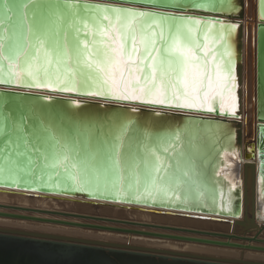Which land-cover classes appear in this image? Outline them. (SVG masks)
I'll list each match as a JSON object with an SVG mask.
<instances>
[{
    "label": "water",
    "instance_id": "95a60500",
    "mask_svg": "<svg viewBox=\"0 0 264 264\" xmlns=\"http://www.w3.org/2000/svg\"><path fill=\"white\" fill-rule=\"evenodd\" d=\"M3 2L0 0V20L4 19ZM53 2L55 0H32V3L43 5ZM61 2L104 5L156 16H174L233 26L228 43L233 51L238 108L236 114L232 115L221 112L219 103L214 105V111H208L206 108L188 109L126 101L84 90H53L0 82V125L4 124L6 111H12L13 117L27 114L30 119L25 127L40 125L42 122L43 128L50 127L58 136L63 132H67L69 137L77 136L80 147L89 151L99 145L101 132L107 133L124 121L135 122L128 131L131 142L143 140L145 130L153 136L173 129L182 130L180 150L193 162L198 187V191L194 190L187 202H184L183 192L179 193L180 200H162L136 198L131 194L122 196L115 189L96 187L94 184L81 191L63 176L53 175L49 180L40 168H36L33 173H18L16 178L0 172L1 192L61 203L60 208H50L0 202V218L127 237L126 242H118L0 226V264H264V261L131 243L132 237H144L264 253V237L261 235L264 232V213L257 207V198L264 192V184L260 179L264 176V13L261 12V0H256L254 11L256 149L253 141L244 144L243 123L240 119L243 113L245 0ZM9 3L20 5L29 3V0H9ZM8 17L4 24H0V36L6 34V26L11 30L18 29L21 24L18 8L9 12ZM212 31L214 33L216 29ZM209 47L213 46L209 44ZM214 47L220 50L219 45ZM5 101L8 103L5 104ZM41 134L48 136L43 129ZM4 152L5 136L0 133V167H3ZM144 216L194 219L210 223V226L197 228L182 222H159L156 218L145 220Z\"/></svg>",
    "mask_w": 264,
    "mask_h": 264
},
{
    "label": "snow or ice",
    "instance_id": "6c2138e0",
    "mask_svg": "<svg viewBox=\"0 0 264 264\" xmlns=\"http://www.w3.org/2000/svg\"><path fill=\"white\" fill-rule=\"evenodd\" d=\"M29 3L3 2L0 24L14 8L20 10L21 24L11 30L6 26L0 36V82L208 111L219 103L221 112L236 114L235 64L228 43L233 26L61 0ZM29 119L6 111L0 125L5 136L0 172L10 178L40 168L49 180L63 176L81 191L94 184L122 196L162 200H180L183 192L184 202L198 191L193 162L180 150V129L156 136L145 130L143 140L131 142L128 131L135 122L124 121L101 132L99 145L89 151L77 136H58L42 122L25 127ZM260 179L264 184V176Z\"/></svg>",
    "mask_w": 264,
    "mask_h": 264
},
{
    "label": "bare ground",
    "instance_id": "6f19581e",
    "mask_svg": "<svg viewBox=\"0 0 264 264\" xmlns=\"http://www.w3.org/2000/svg\"><path fill=\"white\" fill-rule=\"evenodd\" d=\"M255 7H256V0H245V18H244L245 25H244V49H243V82H242V108H243V113H242V116H241L240 119H241V121L243 123V140H244V144H246V143L250 144L253 141L255 143V149H256V126H255V121L256 120H255V116H254V109H255L254 96H255V84H256L255 83L256 22L254 21ZM243 159H246V158L243 156ZM6 196H9L7 192H1L0 191V202L13 203V202H10V199L9 200L6 199ZM15 196H19V198H20L19 199L20 202H16L19 205H23V206L38 205V206H42V207H50L51 208L53 206L49 205V202H52L53 204H55V206L53 208H60L59 205L56 202L52 201V200H43V201L42 200H32L31 203H30V202H28L29 199H27V197H25L23 195L15 194L14 197ZM36 201L39 204H37ZM257 207H258V209H259V211L261 213H264V192L261 193L260 198H257ZM148 217L149 216H144L143 218L148 219ZM184 220H188V219L178 218L177 221L185 223L187 225H194L192 223H189V221H184ZM196 221L197 222H201L199 220H196ZM201 223L204 224V225H200L202 227H205V225L208 226V227L210 226V223H204V222H201ZM0 226L19 228V229L30 228V229H27V230L41 231L40 228L39 229L36 228L37 229L36 230L35 227L32 228L30 225H27V223H22L21 224V223H17L16 221H13L11 219H6V218H0ZM214 226H219V225L214 224ZM55 227L58 228V229L62 228L61 231H63V230L66 231L63 228H67V227H61V226H55ZM56 228H55V230H56ZM46 232H48V231H46ZM53 232H54V230H53ZM55 232L58 233L57 231H55ZM98 234H99V236H94V237L109 239L112 236V233H98ZM93 235H96V234H93ZM93 235H89V236L93 237ZM261 235L264 237V232ZM121 236H124V235H118V234L114 235L113 234L112 239H114V241H116L115 239H119V238H121ZM126 238L127 237H125V239H123L124 242L127 241ZM117 241L120 242L119 240H117ZM131 243H133V244H141V245H146V246H151V247L164 248V249H170V248H166V247H173L170 250L185 251V252H191V253H196V254H208V253L217 251L216 249L207 248L205 250H202V251H208L207 253H205V252L204 253H198V252H193L192 249H194V248L201 249L199 246H192L190 244H186L185 246H179L180 248L178 249V247H176L175 245L168 244L167 241L159 240V239H152V238H144V237H142V238H140V237H132ZM173 243H177V242H173ZM239 252H241L240 256H236V255H239L238 254ZM248 252L243 251V250L242 251H237V253L236 252L227 251V252H225L226 253L225 255H228V256H221V255H219V256H221V257H232V258L248 259L247 258L248 256H246V254L248 253V255L250 257L249 260H256V259H251V257H257V258L259 257V258H262V259L261 260H256V261H263V258H264V253L263 252H260V253L259 252H253V251H248ZM215 255H217V254H215Z\"/></svg>",
    "mask_w": 264,
    "mask_h": 264
},
{
    "label": "rangeland",
    "instance_id": "374dc122",
    "mask_svg": "<svg viewBox=\"0 0 264 264\" xmlns=\"http://www.w3.org/2000/svg\"><path fill=\"white\" fill-rule=\"evenodd\" d=\"M9 196H6V199H10V202H13V203H16V202H20V198H19V196H15L14 197V195H10V194H8ZM18 199V200H17ZM27 199H29L28 200V202H30L31 203V201L32 200H47V199H31V198H28L27 197ZM15 200V201H14ZM52 201H54V200H52ZM37 202V201H36ZM54 202H56L59 206H60V202H58V201H54ZM51 203V204H50ZM37 204H39L38 202H37ZM49 205H51V206H55V204H53L52 202H49ZM156 218V220H160L159 222H162V221H166V222H171V223H176L177 224V220H178V218L177 217H162V218H160V217H154V216H149L148 217V219H146V218H144L145 220H154ZM171 218V219H170ZM11 220H13V219H11ZM169 220V221H168ZM13 221H16L17 223H27V225H30L32 228L33 227H35V229L36 228H40V230L41 231H48V232H52V233H56L55 231H57L58 233L60 232H62L61 234H67V235H69L70 233V235H78V236H83V237H92V236H89V235H93V234H96V235H93V237L94 236H99V234L98 233H95V232H93V231H85V230H83V229H74V228H69V227H67V228H63V229H65L66 231H61V229L62 228H60V229H58V228H56L55 226H58V225H52V224H44V223H37V222H26V221H19V220H13ZM184 221H189V223H192V224H194V225H188V226H191V227H197V228H204V227H202V226H200V225H204L203 223H201V222H197L196 220H193V219H188V220H184ZM40 226V227H39ZM51 226V227H50ZM206 226V225H205ZM46 227V228H45ZM61 227H65V226H61ZM55 228H56V230H55ZM70 230H69V229ZM26 229H30V228H26ZM43 229V230H42ZM47 229V230H46ZM74 229V230H73ZM37 230V229H36ZM52 230V231H51ZM53 230H54V232H53ZM114 235H116V234H114ZM101 236V235H100ZM112 236H113V233H112ZM112 236H111V238H109V239H112ZM96 238V237H95ZM97 238H99V237H97ZM105 239V238H104ZM174 241H167V243L168 244H171V245H175L176 247H178V249L180 248L179 246H185L186 244H190V245H192V246H199L201 249H196V248H194V249H192V251L193 252H198V253H207L208 251H202V250H205V249H207V248H212V249H216L217 251H215V252H211V253H208L209 255H215V254H217L218 256L219 255H221V256H228V255H225L226 253L225 252H227V251H231V252H236L237 253V251H242V250H239V249H235V248H228V247H220V246H215V245H202V244H196V243H184V242H181V243H179L178 242V244L177 243H173ZM166 248H173V247H166ZM246 252H248V251H246ZM239 253H241V252H239ZM238 253V254H239ZM260 253V252H259ZM262 254V253H261ZM264 259V258H263Z\"/></svg>",
    "mask_w": 264,
    "mask_h": 264
},
{
    "label": "crops",
    "instance_id": "0c3cea01",
    "mask_svg": "<svg viewBox=\"0 0 264 264\" xmlns=\"http://www.w3.org/2000/svg\"><path fill=\"white\" fill-rule=\"evenodd\" d=\"M125 237H126V236H121V238H119V239H115V240H116V241L119 240L120 242H124L123 239H125ZM107 240H113V241H114V239H107ZM122 240H123V241H122ZM248 253H249V252H248ZM248 253L246 254V256H248L247 258L250 259ZM236 256H240V253H239V255H236ZM251 259L261 260L262 258H259V257H258V258H257V257H251ZM263 261H264V259H263Z\"/></svg>",
    "mask_w": 264,
    "mask_h": 264
}]
</instances>
